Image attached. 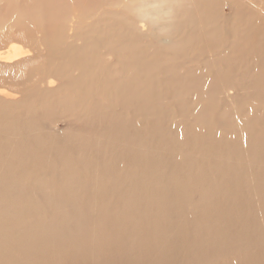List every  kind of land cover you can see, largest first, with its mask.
Segmentation results:
<instances>
[{"label": "bare ground", "instance_id": "bare-ground-1", "mask_svg": "<svg viewBox=\"0 0 264 264\" xmlns=\"http://www.w3.org/2000/svg\"><path fill=\"white\" fill-rule=\"evenodd\" d=\"M148 38L152 49L171 50L172 55L194 48H223L218 60L224 63L223 76L212 83L207 96L213 106L219 101L220 80L226 86L238 74L245 80L254 76V95L264 100V0H0V264H90L83 255L100 248L114 260L116 239L124 234L131 236L128 245L134 251L127 248L116 264H141L153 237L174 234L172 241L162 243L153 264H163L166 257L172 264L179 255L182 261L187 255L184 264H195L203 262L198 250L204 246L201 230L209 220L219 217L211 238L230 236L228 224L236 216L238 202L214 206L219 197L248 184V178L234 172L240 152L234 151L236 156L231 151L237 162L218 169L230 177V184L213 180L188 221L182 212L187 185L179 177L186 167L175 157L176 145L184 141L166 131L162 123L169 115L157 101L171 83L180 96L195 77L185 78L172 62L154 59L151 48L140 49ZM159 72L166 81L155 76ZM201 76L193 81H201ZM130 107L137 112L152 107L161 118L143 135L138 122H122L123 109ZM203 107L199 120L206 123L207 132L202 152L183 154L190 170L199 168L212 150L210 121L216 120L210 107ZM61 120L68 128L76 126L61 135L57 131ZM250 121L252 133L261 129L258 119ZM262 127L263 132L252 138L248 134L244 142L254 157L264 161ZM230 142L222 140L213 152L225 146L230 150ZM212 162L196 173L193 185H201L214 167ZM258 174L254 179L264 189V172ZM52 183L57 185L50 187ZM37 186L49 194L42 188L44 194L38 197ZM70 190L72 200L64 199L60 193ZM77 201H88L81 205L84 210H74ZM113 204L116 213L106 215ZM97 211L103 212L102 218L95 217ZM104 227L112 228V233H100ZM251 233L238 246L248 249L244 264L253 263ZM256 233L263 235L260 230ZM190 234L199 236L196 249L188 242ZM59 256L63 263L56 262ZM257 261L264 263L262 258Z\"/></svg>", "mask_w": 264, "mask_h": 264}, {"label": "rangeland", "instance_id": "rangeland-1", "mask_svg": "<svg viewBox=\"0 0 264 264\" xmlns=\"http://www.w3.org/2000/svg\"><path fill=\"white\" fill-rule=\"evenodd\" d=\"M227 12H229V11L226 10V13ZM150 40H151V38L145 39V43L143 45H141L140 49L147 50V49H150L151 47H153L154 44L150 43L149 42ZM206 48H208V49H206ZM230 49H231L230 45L225 44L224 50L229 51ZM222 50H223V48H219V50H218V49L211 48L209 46V47H204L203 50L199 49V48L198 49L194 48V49L187 50L186 53H181L178 55H172L170 52L171 50L170 51L169 50L159 51V48H155V49L151 48L150 52H153V58L154 59L161 60L164 64H166V63L169 64L170 62H172L176 66V70L178 71V73L182 72V73H180L182 76L183 75H184V77L187 75L192 76V78L195 77L193 79V80H195L197 78V76L204 75V76L200 77L201 81L197 80L198 82L197 81L194 82L192 80L191 81L193 83V84L191 83L192 85L190 84V81H188L189 84L187 82V87H185L184 92H182V94L180 96H179V94H176V92H175V88L177 85L174 83H171L172 87H167V89L164 90L162 97L157 101V103H158V105L165 108L166 111L168 112V115H169L167 118L163 119V123H162V125L167 129L166 131L169 132V135H173V136L176 135L177 138L182 139V141H184V142H181L178 145H176L175 157H178L177 163H179L180 166H182L184 164L186 167V169L184 167L186 172L182 176H179V177L183 181V183L185 185H187V189L184 191V197H183L184 198V204L182 205L183 206L182 212L184 215L187 216L188 221L189 220L191 221V218L189 219L188 216L192 217V214L194 213L196 206L199 205V203H201L204 200V193L210 187L211 182L213 180L215 181V183L220 181L223 184H230V182H231L230 177L226 174L221 175L220 173H218V169L223 165L226 166V165L230 164L229 162L232 163V161H233V163H234V161H235L234 160L235 159L234 154L236 151H239L240 153H242V154H240V153L238 154V156L241 159V162H239L240 159L235 154L237 156L236 158L238 159V162L235 161L237 163H235L236 169H234V172L237 174H240L242 176H245L246 179L248 178V184L242 188L234 189L228 196L219 197L220 199L217 200V203H215V206H214V208H216L220 204L227 203V202L231 204V202L234 200H236L238 202V205L236 208V211H237L236 216H235L234 220H231L230 223L228 224L230 236L226 240L222 239V240H218V241H215L213 238H211L210 231L215 229L219 217L216 216V217H213L211 220H209L208 223L205 225V228L203 229L204 231L201 230V237H202V239L204 238L205 240L203 241L204 246L198 250V254L203 260V262L202 263L200 262V263L201 264H238L240 262L241 264H244L243 263L244 262V256L247 255L246 251H248V249L245 247L238 249V246L244 245V243L247 242L245 236L252 232L251 236H254V237H252L250 242L253 243V247L251 249V254L253 255V263H251L252 261H250L248 264H250V263L256 264L255 261H257L260 258H262L263 262H264V255H262V254H264V228H263L264 227V189H263V186L261 185V183L258 184V181L256 180L259 177L258 171L264 172V161L260 160L259 158L254 157V153L251 151V149H249V147H247V144H245L246 142H244L245 141L244 137L251 133L250 134L251 136L248 135V137L252 138L253 133L255 135V133L259 134V132H261V131L263 132L262 126H264V125L260 122L259 119H260V117H262L261 118L262 120L264 118V102H263L264 100L259 99L258 97H256L254 95L255 90L253 89V84L256 82L253 79L254 76H253L252 80H245V79H242V77H243L242 74H238L237 76L234 75L233 78H231L229 80L230 83L228 82L226 84V86L220 80V84H219L220 90H219L218 96L216 97L217 101L218 100L219 101L217 103H214V106H213V103L208 99L207 96H209V93H210L209 88L213 89L212 83L217 82V80H219L220 76H223L221 74L222 73L221 69H222V66H224V63L222 62V60L218 61L220 56H221ZM158 56H159V58H158ZM108 58H109V56H107V59ZM211 63H212V66H211ZM114 65H115V67L117 66L116 64H114ZM185 73H186V75H185ZM155 76L159 77L158 79H163L165 81L167 79V76L162 72L156 73ZM185 78H187V77H185ZM188 78H191V77H188ZM200 78L198 77V79H200ZM198 83L200 85L199 88H201L202 92L196 90V89H199L197 87L198 85L193 86L194 84H198ZM230 84H231V86H230ZM191 86H192V88H191ZM186 88H188V89H186ZM193 88H196V89H193ZM202 93L207 94V95L204 96ZM203 98H204V100H203ZM205 101H206V104L204 103ZM187 103L190 104L189 107H186ZM207 105L214 112L213 116H214V120H216V121H210V123L213 124L212 135L214 137V139L211 138L212 139V144H211L212 150H211V152H208L204 156V158H203L204 162H201L200 165L196 166L199 168H195L194 170H190V169H187L188 163H185V161L186 162H188V161L186 160V158L183 159V157H185V156H183V154H185V153L192 154L193 153V155H198L202 152L203 142L205 140V135H206L207 130H206V123H203L204 125L201 124V121L199 119H200L201 115L206 110V107H203V106H207ZM148 109H149V111H147ZM148 109L144 112H137V110H135L132 107L128 108L127 109L128 111L123 109V111H126L125 112L126 116L124 118V121L122 120V122L124 123L129 119L132 121L138 122V125L141 126V130L143 129L142 134L146 135L147 130L151 127V125L153 123L155 124V121L159 120V118H161L160 113H157V111H156V114H155V110H153L154 108L149 107ZM150 109L152 112H150ZM146 116H147V118H146ZM210 116H212V115H210ZM231 117H232V120L230 119ZM252 117H253L254 121H256V119H258L259 124L260 123L262 124L261 129H260V127H258V129H256L253 133L251 130H249V127H248L251 124L250 119H252ZM226 118H228V120H226ZM55 120H57V118ZM101 120L102 121H98V122H100V125H103V123H105L104 118ZM57 121L55 122V124L57 123ZM43 122H45V121H43ZM246 122H248V123H246ZM262 122H264V121H262ZM245 125L247 126L248 130H247ZM46 126H47V128L51 127V124L49 123V121H46ZM55 126L56 125H53V128ZM58 126H59V128H57V131L63 132L61 135H64L68 132V130L72 131L71 129L74 128L76 125L71 126L72 128H68L69 125H68L67 121L61 120L59 122ZM196 129H197V131L202 130V133H200L199 135H193L192 131L195 132ZM250 129H251V127H250ZM188 133H189V135H188ZM188 137H189V139H188ZM237 138L239 140H237ZM224 139L231 141L229 143L230 144V146H229L230 150H228V148H227L228 146H225L222 149L223 152H226V153H224L225 157L223 156L222 151H218L219 153H216V154L213 152V150L216 149V147L220 149L219 145L221 144V141ZM188 140H190V142ZM235 140L238 141L240 144L232 142ZM188 142H189V144H187ZM198 147H200V148H198ZM246 148H248L251 151V153H253V155L250 154L248 149H247V152H249V154H247ZM200 149H201V151H200ZM226 149L230 154L227 153ZM231 149H236V150H231ZM212 152H213V154H212ZM236 153H238V152H236ZM217 154L220 155L221 157L219 156V158H218ZM232 154H233V156H232ZM230 155H231V159H230ZM244 158H245V160H244ZM229 159H230V161H229ZM246 161H248V162L246 163ZM206 162H208V163L212 162L213 164L215 163L213 169L208 170L209 175L206 176L207 178L206 177L203 178L202 182L200 183L201 185H198V186L193 185L194 181H195L196 173L203 172L206 168H208L210 166ZM177 163H175V164L177 165ZM205 164H206V166H205ZM251 166H252V170L250 169ZM244 167H248L250 169L249 170L247 168L250 171L249 174H248V170ZM255 167L256 168L259 167L260 170H256ZM196 170H198V171H196ZM243 173H245V175ZM255 174H258L257 175L258 177H256ZM250 177H251V179H250ZM255 177H256V179H254ZM155 184L158 186L159 179L157 182L154 183V185ZM50 185H48V186L53 187V185H57V184L52 183ZM36 188L37 189H35L36 191H34V192H36L37 195L39 194L38 197L42 196V194H44V193H42L40 190L42 188H45V187H38L37 186ZM45 189H46L45 193H47V195H48L49 191L47 188H45ZM202 189H204V190H202ZM70 191H71V193H70ZM70 191H66L64 194L63 193H60V194L65 196V197H63L64 199L68 200V199H71L70 197H72V195H73L72 191H74V190H70ZM36 193H34L33 197H37V195H35ZM152 195L154 197L156 196L154 192L152 193ZM63 198H62V200H64ZM76 203L77 204L74 205L75 206L74 210L80 209L82 211V210H84V208L82 206L85 205L86 203H88V201L83 202V203H82V201H77ZM115 210H116V207L113 204V206L111 208L109 207L106 210V215L113 214V212L116 213ZM253 211L254 212L256 211L255 214H253L254 213ZM83 213H84V211H83ZM102 213L103 212L97 211V213H96L97 215L95 217L102 218V216H103ZM188 213H190V214H188ZM252 216L254 218H252ZM245 217H248L249 220H246L247 218L245 219ZM98 220H100V219H98ZM248 221H250V222H248ZM256 230L263 231V235H262V233L257 234ZM112 231H113L112 228H106V227L101 228V230H99L100 233L105 234V235L111 234ZM253 232H254V234H253ZM243 233H245V234H243ZM94 235L95 234H93L91 237H93ZM174 236H175V234L173 235V238H172V236L169 238V236L167 237L165 235H163V236L158 235V236L153 237L152 238L153 245L150 246L147 249V251H145V252L143 251L142 263L143 264H153V262L155 261V258H158V256H159L161 247L164 246V245H162V243L166 240H167V243L170 240L172 241L174 239ZM243 236L245 237V239H243L244 238ZM188 238H189L188 242H193V243L195 242L194 244L193 243H191V244L193 246L195 245L197 248L198 244L196 242L199 240V236H197V235L195 236L194 234H192L190 237L188 236ZM130 239H131V236L129 234L120 235L116 239V242H117L116 244L118 245V247H115V251L112 254V257L114 258V260L113 259L110 260V253L103 250L102 248L98 249L97 250L98 252L97 251H95V252L93 251L94 253H91L92 251L86 252L83 255V258H86L92 264H116L118 262V259L121 257L120 254L123 251L124 252H129V251L133 252L134 251V249L130 248V246L128 245L129 242H131ZM257 239H258V241H257ZM252 240H253V242H252ZM195 246L193 248H195ZM228 246H231V247L234 246V247L232 250L228 251L229 250V249L227 250ZM127 248L129 251H125V250H127ZM243 252H245L244 255H242ZM190 253H194V252H190ZM94 254H96V255H94ZM185 255L186 254H183V256H185ZM179 256H180V258L176 257L177 259L175 258V260L172 261V264L177 263L176 260H178V259H180L178 261V264L182 261L183 257H181V255H179ZM260 256H262V257H260ZM254 257H256V258L258 257V259L255 258V260H254ZM57 260H59L62 263L64 261L62 256L57 257L56 262H57ZM184 260H185V262H184ZM184 260L181 262V264L186 263L187 255H186V257H184ZM169 262H170V259H167V257L164 258L163 264H169ZM200 263H195V264H200ZM257 263H258V261H257ZM262 264H264V263H262Z\"/></svg>", "mask_w": 264, "mask_h": 264}]
</instances>
